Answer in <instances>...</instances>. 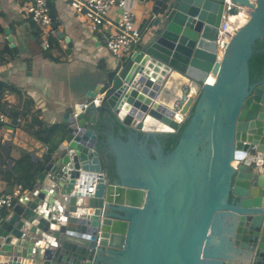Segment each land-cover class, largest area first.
Wrapping results in <instances>:
<instances>
[{
  "label": "water",
  "instance_id": "1",
  "mask_svg": "<svg viewBox=\"0 0 264 264\" xmlns=\"http://www.w3.org/2000/svg\"><path fill=\"white\" fill-rule=\"evenodd\" d=\"M223 2L154 0L148 38L104 97L89 90L64 113L38 196L0 220V264H264V74L250 79L264 0H233L251 11L218 58ZM180 129L166 153L160 137ZM100 135L116 178L58 208L82 172H106Z\"/></svg>",
  "mask_w": 264,
  "mask_h": 264
},
{
  "label": "crops",
  "instance_id": "2",
  "mask_svg": "<svg viewBox=\"0 0 264 264\" xmlns=\"http://www.w3.org/2000/svg\"><path fill=\"white\" fill-rule=\"evenodd\" d=\"M52 3L55 22L58 23V48L52 51V55L59 61L44 57L34 37V33L41 30L32 25L23 8L11 0H0V23L5 28L0 41H8L6 29H10L16 45L14 47L19 52L17 57L7 56L5 63L0 64V80L12 84L19 91V94H5L9 105L21 108L25 100L31 99L35 103L33 109L41 110L45 123L58 126L62 124L64 113L72 105L78 104L87 91L101 92L97 98L102 97L103 85L109 81V75L117 70L118 61L90 32L84 17L73 11L67 1L53 0ZM153 5L154 0L146 5H134L140 26L144 28L145 21L149 22L144 41L150 34ZM118 16L119 11L113 9L112 21L116 22ZM12 24L14 26L11 28ZM21 119L23 122L15 126L11 133L7 135L5 131L2 145L11 149L13 159L23 153L41 158L48 151V146L31 136L26 129L27 118ZM54 154L55 151L49 154V160ZM5 188V182H1L0 190Z\"/></svg>",
  "mask_w": 264,
  "mask_h": 264
},
{
  "label": "built area",
  "instance_id": "3",
  "mask_svg": "<svg viewBox=\"0 0 264 264\" xmlns=\"http://www.w3.org/2000/svg\"><path fill=\"white\" fill-rule=\"evenodd\" d=\"M13 3L21 6L26 16L33 21L41 30L43 45L49 47L48 37L54 32V18L51 14V0H11ZM70 8L83 16L90 32L102 43V45L117 59L118 68L132 57L139 50L144 42L145 33L149 30L147 25L142 28L136 20L135 3L146 5L153 0H65ZM256 3L257 0H249ZM236 7L238 14H231L232 9ZM113 9L119 11L116 22L111 19ZM251 8L239 6L233 0H224L221 20L218 27V58L223 54L230 39L236 34L242 25L249 18ZM236 32H235V31ZM126 59V60H124ZM212 74V73H211ZM210 74V76H211ZM210 78V77H209ZM140 85L137 84L136 88ZM105 93H102L104 97ZM102 97H98L100 100ZM182 103L175 104L174 120L182 125L186 119L180 115ZM23 120H15L7 116L0 110V124L5 125L7 135L12 132L15 126L20 125ZM100 182L107 183L106 172H82L76 179L74 188L70 195L64 194L56 202L58 208H62L64 203H69L71 198L77 200V204L91 200L95 194L96 188ZM39 194L38 189H25L21 184H15L11 190L0 196V220L9 212L16 203L23 197H36Z\"/></svg>",
  "mask_w": 264,
  "mask_h": 264
},
{
  "label": "trees",
  "instance_id": "4",
  "mask_svg": "<svg viewBox=\"0 0 264 264\" xmlns=\"http://www.w3.org/2000/svg\"><path fill=\"white\" fill-rule=\"evenodd\" d=\"M51 14L56 19V14L53 9L52 3ZM52 3V4H51ZM30 20V19H29ZM31 21V20H30ZM32 25L37 28V25L31 21ZM146 26L149 25L148 21L144 23ZM12 24L10 27L12 28ZM57 21L54 22L52 32L49 37V47L45 48L42 41L41 31H36L34 37L40 44L41 51L44 57L59 61L58 58L52 55V51L57 49ZM143 28V27H142ZM145 28V27H144ZM5 34V28L0 23V35ZM141 47V46H140ZM139 47V48H140ZM18 48L11 47V44L6 40L0 41V64L5 63L7 56L10 58H15L18 55ZM126 60V59H124ZM264 74V40H258L256 42L253 56L250 60V79L251 82L260 80ZM7 92H15L19 94V91L12 85L3 80H0V110L4 112L7 116L13 118L17 123V120L21 117L27 118V131L31 136L48 146V151L41 157L35 158L31 153H23L17 159L11 157V149L2 145L3 136L6 131V127L0 124V184L5 182L6 188L0 190V196L11 190L15 184H21L25 189L33 190L37 184L39 175L45 170L46 165L49 162V154L57 149L58 144L64 138V126H50L42 119V113L40 109H33L35 106L34 101L31 99L25 100L21 108H16L11 106L5 100V94ZM111 119L101 113L100 120L96 128L102 132L110 127ZM117 126H114V132L117 133ZM182 129L172 134H164L160 137L161 142L165 146V152H170L178 143ZM103 136L100 135V152L105 157V171L106 175L110 180L116 178L115 174V164L114 158L110 154L105 155V150L103 149ZM10 162H13L10 165Z\"/></svg>",
  "mask_w": 264,
  "mask_h": 264
},
{
  "label": "bare ground",
  "instance_id": "5",
  "mask_svg": "<svg viewBox=\"0 0 264 264\" xmlns=\"http://www.w3.org/2000/svg\"><path fill=\"white\" fill-rule=\"evenodd\" d=\"M215 77H216L215 72H212V74L209 78V83H213L215 81Z\"/></svg>",
  "mask_w": 264,
  "mask_h": 264
},
{
  "label": "flooded vegetation",
  "instance_id": "6",
  "mask_svg": "<svg viewBox=\"0 0 264 264\" xmlns=\"http://www.w3.org/2000/svg\"><path fill=\"white\" fill-rule=\"evenodd\" d=\"M103 149H105V147H103ZM107 153H106V150H105V155H106Z\"/></svg>",
  "mask_w": 264,
  "mask_h": 264
}]
</instances>
